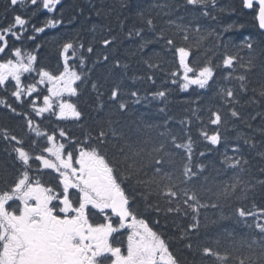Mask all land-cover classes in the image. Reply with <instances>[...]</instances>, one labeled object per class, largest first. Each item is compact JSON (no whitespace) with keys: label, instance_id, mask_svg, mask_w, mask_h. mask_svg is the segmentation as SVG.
I'll return each instance as SVG.
<instances>
[{"label":"snow or ice","instance_id":"1","mask_svg":"<svg viewBox=\"0 0 264 264\" xmlns=\"http://www.w3.org/2000/svg\"><path fill=\"white\" fill-rule=\"evenodd\" d=\"M60 4L61 0H8L5 11H12V20L0 27V90L12 98L11 101L0 98V108L23 117L26 125L23 136L7 127L0 128V139L7 144L5 150L10 148L8 155L14 157L12 170L0 169V264H197V261L189 262L186 254L182 260L163 233L142 218L133 207L137 197L145 211L157 214L156 224L160 223L161 215L166 222L172 221L174 232L169 239L182 245L187 253L198 254V264H209L210 260L213 264H264V204L257 203L264 202V126L256 128L252 124L258 118L264 121V62L257 63L259 46L245 37L238 47L248 50L246 59L239 51L223 55L222 66L229 69L224 78L238 81L239 87L238 90L217 88L214 96L220 98V105L208 108V122L217 128L212 134L201 128L200 136L213 147L220 144L219 129L229 124L222 115L226 112L260 139L238 132L236 139L242 140L244 147L234 146L232 156L225 152L217 167L214 161L210 164L194 161L190 118L179 121L183 136L169 129L167 120L163 125H154L142 118L138 122L124 119L133 111L130 105L151 103V100L166 105L168 90L151 92L149 100V95H141L139 89L123 87L129 65L110 59L109 52L116 46L115 35L99 39L94 36L87 44L79 34L64 39L58 46L62 65L58 66V72L38 67L37 54L24 52L21 47H9L8 37L17 41L36 39L33 34L25 36L29 20L17 12L18 7L27 11L29 5L34 6L35 15L41 10L54 13ZM209 6L220 13L232 11L228 5L218 7V0H119V8L127 13L124 19L119 14L116 17L120 32L127 39L138 41L136 51L131 54L139 53L148 69L143 76L130 77L133 83L147 80L155 84V71H165L163 53L174 49L179 69L165 71L171 83L182 92L192 87L212 89L216 83L215 69L221 65L213 66L209 59L203 66L195 67L188 59L205 37L199 35L188 47L176 45L177 36L188 43L193 28L200 34L201 26L195 18L187 24L178 22L184 20L183 16L171 18L181 9L185 12L200 9L202 16L217 19L208 11ZM242 7L252 11L264 37V0H242ZM128 19L133 21L130 26L125 23ZM63 22L62 17L48 18L43 26L32 25V33H44L46 28H56ZM233 27L227 25L223 31H231ZM92 31L95 32V26ZM153 43L159 44L161 51L145 56L144 50ZM221 43L228 47L227 41ZM40 47L36 45L37 50ZM259 50L264 52V47ZM100 67L107 70L106 74L94 78ZM115 69L122 71L117 75ZM25 74L31 82L25 83L22 79ZM253 76L255 81L250 79ZM41 97L42 104L38 103ZM82 101H91L94 111L104 115L91 125L85 124ZM253 105L260 110L247 112ZM25 107L28 112L22 110ZM158 111L165 113L166 108ZM199 111V108L191 109L192 115L202 120L197 115ZM33 116L40 120L51 117L56 121H73L81 134L73 136L59 124L50 133ZM160 127L164 130L159 131L157 138L152 137L150 130ZM172 148L181 151L174 152ZM200 156L204 157L205 152L201 151ZM210 166L218 174H230L229 179L217 180L205 175ZM44 175L50 177V183L43 180ZM210 208L218 210L217 220L212 223L232 220L248 229L251 239L237 238L234 231H226L230 248L219 251L200 243L194 247V238L198 239L202 227V210L206 213ZM94 217L103 219L97 223ZM182 220L189 222L184 224ZM122 229L128 230L126 252L122 244L114 243V234ZM215 243L219 245L220 241Z\"/></svg>","mask_w":264,"mask_h":264},{"label":"trees","instance_id":"2","mask_svg":"<svg viewBox=\"0 0 264 264\" xmlns=\"http://www.w3.org/2000/svg\"><path fill=\"white\" fill-rule=\"evenodd\" d=\"M228 5L232 11L227 13H220L219 11H213L211 6H209L208 11L212 12L217 19L213 20L211 17H205L200 14V9L196 11L185 12L183 9L178 11L173 15V19H176L178 16H183V21H178L182 23H188V21L195 18L196 23H198L202 32L197 34L194 31L190 33V40L188 43H185L180 36L176 37L177 46L188 47V44L193 43L198 39L199 35H203L205 38L201 41L200 45L197 48H193L189 61L195 67L203 66L206 61L209 59L212 61L213 66L220 64L221 67L215 69V80L216 83L213 84L211 90H201L196 89L195 87L190 88L186 92L180 91L178 85H173L171 83V78L165 75V71L177 70L179 69L178 54L175 53L174 49L171 52H164V63L162 65L165 71H155V80L156 83L152 84L147 80H137L135 83L130 79L133 75L143 76L148 72L147 67L142 63L141 56L138 53L137 55H132L131 53L136 51V43L132 40L126 38V34L120 32L116 17L119 14L121 19L127 15L126 12H123L119 8V0H61V4L57 6V10L54 13H47L43 10L36 12L35 15L32 14L34 6L29 5L27 11H23L20 7L17 8V12L22 15V17L29 20L28 33L36 35L35 40H27L26 38L17 41L11 37H8L9 47H21L24 52H33L38 55V64L37 66L44 67L49 71L58 72L60 69L58 66H62L59 56H58V46L63 42L64 39H68L79 34L87 44L88 41H91L95 36L99 39L101 36L115 35L117 37L116 46L114 51L109 52L110 59H119L120 62L127 63L129 65L127 76L124 80L123 87L130 89H139L141 95L148 94L149 100H151L150 93L156 91L157 89H167L168 90V102L165 105L159 100H151V103L142 102L138 105H130V108L133 109L131 115L125 116L126 121H139L143 119L147 123L154 125H163L165 120L168 121V128L171 129L174 133L180 132L182 126L179 123L181 119L190 118L192 120V125L190 127V134L194 141V161H202L206 164L210 162H215L217 167H219V161L223 158V154L226 152L227 155L232 156V148L239 144L242 148L243 141L237 140V133H243L245 135H256L257 140L260 139L259 135L252 133L244 124L240 122L233 121L230 116H227V113H222L228 120L229 124L225 127L219 129L221 133V143L213 147L208 144L202 136H200V130L203 128L209 134H212L216 130L217 126L212 125L208 122L209 107H216L220 105V98L214 96L215 91L218 87H234L238 90L239 82L235 80H226L224 77L228 74L229 69H225L222 66V59L225 53L236 54L239 51V55L247 58L248 50L239 49V45L243 43L245 37H250L259 47L257 49V63L264 62V52L259 50L260 47H264V44L261 41H264V37L260 35V29L257 25V21L254 18V14L249 9H244L242 7V0H218V7ZM8 8V0H0V27L7 26V24L12 20V11ZM115 9V10H113ZM100 11V15H97V11ZM55 17L57 19L63 18V24L59 25L56 28H46L44 33L35 34L32 33V25L37 27L43 26L44 22L48 18ZM163 19H167L164 17ZM71 20V23H69ZM132 20L128 19L125 21L127 25L132 24ZM158 22L162 23V19L158 18ZM227 25H234L233 29L228 32H224L223 28ZM93 26H95V32L92 31ZM108 28H111V33L107 31ZM211 33V35H209ZM171 35V32H169ZM182 36V34H181ZM221 41H227L228 47L225 48ZM39 44L41 47L37 50L36 45ZM219 45V46H218ZM97 49H100V45H96ZM153 51H161L159 44L153 43L148 45L144 50V55L147 56ZM7 57H5L6 59ZM95 58V57H93ZM14 59V57H13ZM91 63V61H89ZM111 67V64H109ZM117 75L121 73V69L114 70ZM107 70L103 67H100L95 73L96 76H102L106 74ZM182 74V72L180 73ZM34 78V77H33ZM22 79L25 83L31 82V78L28 77V74H25ZM250 79L255 81V76L250 77ZM167 80V83L165 81ZM258 86V85H257ZM46 94V93H45ZM252 92L249 90L248 96H251ZM94 96V94H93ZM0 98H7L11 101L9 93L3 92L0 90ZM86 99V97H85ZM104 100L107 102V94L104 97ZM38 103L42 104V97L39 99ZM19 107V106H17ZM94 103L91 101L85 103L81 102L80 108L85 113L84 123L91 125L95 119L100 118L104 115V112L94 111ZM165 107L166 112L161 113L158 111L159 108ZM199 108L200 111L197 113L202 120H197L195 116L192 115L191 109ZM253 109L260 110L257 106L253 105L246 109L247 112H252ZM25 112H28L29 109L25 107L22 109ZM105 112L107 111V104L105 107ZM168 117L172 119L168 120ZM35 120L40 124L42 129L53 131L54 126L59 124L65 127V130L70 132L71 135L79 137L81 134V129L77 128L75 122L73 121H56L54 118H46L40 120L33 116ZM254 127L259 128L264 126V121H261L259 118L256 121H252ZM7 127L9 131L13 132L18 136H23L26 131V125L24 123L23 117L13 116L11 113H8L5 109L0 108V128ZM164 130L163 127L153 128L150 130L152 137L157 138L159 131ZM180 135L183 136V133L180 132ZM34 138V137H33ZM43 142V140H42ZM28 145L26 144V147ZM7 144L5 141L0 139V169L7 167L9 170H12L14 163V157H10L8 153L11 149H7ZM38 150V149H37ZM172 151H181L172 148ZM204 151L205 156L201 157L200 152ZM245 155H248L247 148H244ZM113 153L109 152V157L111 158ZM254 156V153L252 154ZM251 158V157H250ZM258 159V158H256ZM177 163L180 161V157H176ZM37 163L38 162H34ZM255 163V159L253 160ZM49 171V170H47ZM46 171V172H47ZM53 175H55L53 173ZM205 175H210L215 177L217 180H227L229 175H225L223 172L217 173L214 168L209 167ZM48 175L43 176V180ZM49 177V176H48ZM50 180V177H49ZM45 181V180H44ZM2 187V184H0ZM125 187H129L127 184ZM207 198V197H205ZM257 203L264 204L262 201H257ZM248 206H251V202H248ZM133 207L138 210L142 218L153 227L154 230L163 233V236L166 240H169L171 248L174 252L181 256L183 260L185 254L187 255V260L199 262V255L193 253H187L186 249H183L182 245L177 244L175 240H170L169 238L173 236L174 228L171 220L166 222L163 215L159 217L160 223L156 224L155 221L158 218L155 212L145 211L142 200L137 197L136 201L133 203ZM217 211L215 209L202 210L200 220L202 221V227L198 239L194 238V247L196 243L207 244L212 246L219 251H224L231 247L229 239L226 238V231H234L237 235V238L241 236H246L249 240L251 239V234L248 229L243 228L242 226L236 225L232 220H224L218 223H212V221L217 220ZM205 214L207 220L205 219ZM181 223L187 224L188 220H182ZM167 223V227L165 224ZM206 224L207 227L203 225ZM216 240L220 241V244L215 243ZM209 264H213L210 260Z\"/></svg>","mask_w":264,"mask_h":264},{"label":"flooded vegetation","instance_id":"3","mask_svg":"<svg viewBox=\"0 0 264 264\" xmlns=\"http://www.w3.org/2000/svg\"><path fill=\"white\" fill-rule=\"evenodd\" d=\"M124 248V247H123ZM123 251H125L124 249H123Z\"/></svg>","mask_w":264,"mask_h":264},{"label":"water","instance_id":"4","mask_svg":"<svg viewBox=\"0 0 264 264\" xmlns=\"http://www.w3.org/2000/svg\"><path fill=\"white\" fill-rule=\"evenodd\" d=\"M258 23V22H257Z\"/></svg>","mask_w":264,"mask_h":264}]
</instances>
